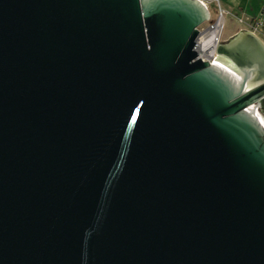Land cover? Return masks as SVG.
Masks as SVG:
<instances>
[{
	"label": "water",
	"instance_id": "95a60500",
	"mask_svg": "<svg viewBox=\"0 0 264 264\" xmlns=\"http://www.w3.org/2000/svg\"><path fill=\"white\" fill-rule=\"evenodd\" d=\"M209 20L0 0V264H264V42Z\"/></svg>",
	"mask_w": 264,
	"mask_h": 264
},
{
	"label": "built area",
	"instance_id": "2783aa9c",
	"mask_svg": "<svg viewBox=\"0 0 264 264\" xmlns=\"http://www.w3.org/2000/svg\"><path fill=\"white\" fill-rule=\"evenodd\" d=\"M200 1L210 13L209 26L206 29H201V35L198 39L197 51L199 53V58L204 62H209L213 65L214 60L217 58V48L220 42H224V33L226 29V17L230 15L229 12L224 10L219 2V0H198ZM215 7L216 14L213 18L211 12V7ZM236 20L239 25H241V31L246 30L256 35L260 40L264 42V4L257 16L240 17L236 16ZM202 40L209 41L203 49L200 50Z\"/></svg>",
	"mask_w": 264,
	"mask_h": 264
},
{
	"label": "crops",
	"instance_id": "0c3cea01",
	"mask_svg": "<svg viewBox=\"0 0 264 264\" xmlns=\"http://www.w3.org/2000/svg\"><path fill=\"white\" fill-rule=\"evenodd\" d=\"M220 4L221 2H224L227 6H229V10H227L223 5L221 4L222 8L229 12L230 14H233L235 16H240V17H249V16H257L261 10L262 5L264 4L263 0H219ZM233 4H238L239 10H234L232 5ZM231 6L233 8H231ZM233 12H238L237 14L232 13ZM236 19V18H235ZM241 29L237 30L235 33L229 35V38H232L235 36L238 32H240Z\"/></svg>",
	"mask_w": 264,
	"mask_h": 264
},
{
	"label": "rangeland",
	"instance_id": "374dc122",
	"mask_svg": "<svg viewBox=\"0 0 264 264\" xmlns=\"http://www.w3.org/2000/svg\"><path fill=\"white\" fill-rule=\"evenodd\" d=\"M235 1V0H234ZM247 1V0H246ZM264 1V0H263ZM221 4L223 5V7H225L227 10H229L230 8H229V6H227L224 2H221ZM235 7V8H233V7ZM231 6V8H233L234 10H239V8H238V4L236 5V4H233ZM230 11H232V10H230ZM211 12H212V14H213V18L215 17V14H216V9H215V7H211ZM232 13H234V14H237L238 12H233L232 11ZM236 18V16L235 15H233V14H230L229 16H227L226 17V20H225V23H226V29H225V33H224V41H227V40H229L230 38L228 37L229 35H231V34H233V33H235L237 30H239V29H241L242 27H241V25H239L238 24V22H237V20L235 19ZM209 26V22L208 23H206L205 25H203L202 27H201V29L203 30V29H206L207 27Z\"/></svg>",
	"mask_w": 264,
	"mask_h": 264
},
{
	"label": "bare ground",
	"instance_id": "6f19581e",
	"mask_svg": "<svg viewBox=\"0 0 264 264\" xmlns=\"http://www.w3.org/2000/svg\"><path fill=\"white\" fill-rule=\"evenodd\" d=\"M208 42H209V41H207V40H202V43H201V48H200V50H203V51H205V50L207 49V47H206V46H210V44L206 45ZM205 47H206V49H203V48H205Z\"/></svg>",
	"mask_w": 264,
	"mask_h": 264
}]
</instances>
